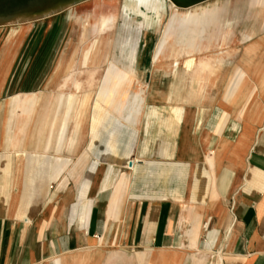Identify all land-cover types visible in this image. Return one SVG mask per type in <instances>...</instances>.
I'll use <instances>...</instances> for the list:
<instances>
[{
  "label": "crops",
  "instance_id": "1",
  "mask_svg": "<svg viewBox=\"0 0 264 264\" xmlns=\"http://www.w3.org/2000/svg\"><path fill=\"white\" fill-rule=\"evenodd\" d=\"M144 30L128 71L146 98L0 101V264H186L206 246L264 264V19L186 99L151 98L171 80H151Z\"/></svg>",
  "mask_w": 264,
  "mask_h": 264
},
{
  "label": "rangeland",
  "instance_id": "2",
  "mask_svg": "<svg viewBox=\"0 0 264 264\" xmlns=\"http://www.w3.org/2000/svg\"><path fill=\"white\" fill-rule=\"evenodd\" d=\"M215 1L217 0H179L178 4L180 6H176L181 8H188L195 5L204 6L212 4ZM135 6V2H130V0H0V101L2 102L3 99H15L18 97L23 101L29 102L27 105L25 103L11 105V108L15 110L16 107H28L30 100L25 98L34 95H43L44 97L52 98V96L61 92H78L73 87L72 80L66 83V87H61L64 83V78H67L66 76L71 75V73L83 81L88 91L89 87H87L86 74L79 71L77 66H74V69L72 68L70 72H64L63 75L60 73L62 70L61 68H63L65 61L67 62L66 59H68L72 50V42L77 41L76 33L78 31V25H73L68 15H91L93 18L100 20L101 16L110 14L113 18V26L110 30V35L114 37V32L119 30L120 21L124 13L128 12L129 8ZM165 21L166 17L163 16L159 25L144 28L155 31L143 29L145 33L154 32L153 35L151 34L154 39L152 40V47L149 52L150 71L154 70L155 66L162 72H167L168 69L175 70V76L169 82L171 83V88L169 85H166L165 81L164 84L160 86L159 93L154 94L151 98L168 99V97H171V99H174L182 95V93L183 95L180 96L181 99L184 97L191 98L195 93L192 91L191 86L196 85V82L191 75L185 78V70L187 69L186 56L167 58L165 60L161 56H158L155 61H152L153 53L155 56L156 47L160 40ZM240 33L241 36H246L247 30L243 29ZM116 37L114 38V43L116 42L118 45L119 42H117ZM242 41V37L240 39L238 38L234 46L229 47V49H231L230 58L233 62H237L239 58L242 48L240 43H242ZM108 50V62H106L101 69L98 79L96 80L97 84L95 82L90 88V102L94 99H99L96 92L99 88L100 79L104 73V69L112 65H117L124 71H115V78L109 84V90L104 99H114L116 103L121 100L125 101L126 99H138L142 96L143 98H146L147 95L150 96L152 83L146 84L144 82L143 72L134 70L132 75V71H128L131 67L126 66L127 64L119 58V47L117 48V52L115 51V53H113L112 51L111 63L109 59L111 47H109ZM206 53H202L201 55L209 54V52ZM7 61H9V63L4 73H2V67ZM58 65L60 71H57ZM138 68H140L139 63ZM124 73L132 76V81L123 87L120 86V82L124 77ZM168 87L170 89H168ZM80 92L82 93V91ZM80 92L78 93L81 94ZM41 100L42 99H40V101ZM48 100L49 99H47V101ZM106 104L109 105L108 103ZM41 106L42 103H38L32 109L36 119L38 116L36 112L40 110ZM21 120V122H24L25 118ZM63 155H65V153ZM128 204L127 202L126 206H129ZM122 240L123 245L129 243V232H124ZM137 250L140 249L128 247V250L123 251V253L136 254ZM186 250L189 255L186 264H220L219 248L206 246Z\"/></svg>",
  "mask_w": 264,
  "mask_h": 264
},
{
  "label": "bare ground",
  "instance_id": "3",
  "mask_svg": "<svg viewBox=\"0 0 264 264\" xmlns=\"http://www.w3.org/2000/svg\"><path fill=\"white\" fill-rule=\"evenodd\" d=\"M130 2H135L136 6L124 13L119 30L114 32V37L110 35L113 26V18L110 14L101 16L100 20L91 15H68L73 25H78V31L74 28L77 31V41L72 42V50L60 73L63 75L64 72H70L74 66H77L79 71L86 74L89 90H86L82 80L71 73L66 76L67 78L63 77L65 80L61 87H66V83L72 80L73 87L82 93L61 92L56 95L57 99H82L81 101L90 99V88L98 79L104 64L108 62L109 47L113 53L117 52L119 47V58L127 64L126 66L132 68L139 32L145 27L159 25L163 16L166 17V21L156 48L154 61L158 56L164 59L186 56L185 78L189 75L194 77L197 88L193 85L191 89L195 91L199 89L200 81L209 79L213 82L215 79L213 73L222 65L232 63L229 61L231 55L229 47L234 46L237 39L241 38L240 32L243 29L247 30L246 36H243V40H246L257 33L259 22L264 19V0H217L212 4L195 5L188 8L177 7L174 0H130ZM115 37L119 42L118 45L114 43ZM258 40L247 47L245 45L246 52L257 53L261 49L259 43L261 40ZM214 49H217V52L207 54ZM202 53L207 55H201ZM111 58L112 54L109 58L112 63ZM252 60L253 58L246 57L242 62L247 64L253 62ZM57 68V71H60L59 65ZM116 70H118L117 65L104 69L96 92L99 99H104L106 96L108 86L115 78ZM160 71L155 66L151 80ZM165 73L170 80L175 76V70L172 69ZM131 81L132 77L124 73L120 86L124 87Z\"/></svg>",
  "mask_w": 264,
  "mask_h": 264
},
{
  "label": "water",
  "instance_id": "4",
  "mask_svg": "<svg viewBox=\"0 0 264 264\" xmlns=\"http://www.w3.org/2000/svg\"><path fill=\"white\" fill-rule=\"evenodd\" d=\"M175 2H176V4L178 5V6H180L179 4H178V2H179V0H174ZM198 1H201V0H198ZM130 164L132 165V162L130 161Z\"/></svg>",
  "mask_w": 264,
  "mask_h": 264
}]
</instances>
